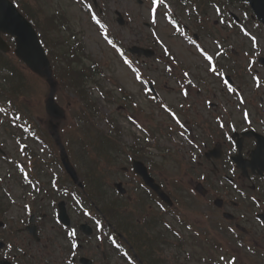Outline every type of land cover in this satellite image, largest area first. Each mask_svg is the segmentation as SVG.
I'll list each match as a JSON object with an SVG mask.
<instances>
[{"label":"rangeland","instance_id":"rangeland-1","mask_svg":"<svg viewBox=\"0 0 264 264\" xmlns=\"http://www.w3.org/2000/svg\"><path fill=\"white\" fill-rule=\"evenodd\" d=\"M32 4L34 7H40L45 12V15L52 14L55 11L58 3L62 4V6L68 11V14L73 22L74 27L82 33L84 38V43L86 44L87 52L92 58L99 62L103 66H105V78L102 80L103 87L106 90L114 92V98L112 100L103 99L102 97H98V100L101 103L102 109L104 111V116L101 117L98 122L102 129L105 131L109 130V124L106 120L110 118L121 127V138L124 143L131 146L135 140V134L140 136V138L145 141L147 139V135L144 132H138L137 129L134 128L129 121H127V117L135 118L142 126L151 131H155L158 129V137L159 142L164 144V147H168V145L174 148L179 149L180 145L177 143V147L174 146L176 143L173 140H170L172 136L175 135L174 132H171L170 125H173V121L168 117V115L160 108L159 104H155L147 98L145 95L144 89L145 86L137 80H141L138 73L135 72V68L137 71L141 72L144 69L145 74L149 77V75L155 79L157 84L158 92L161 97H163L162 103H166L169 107L176 109V107L180 104L182 110H178L180 119L183 122L188 121H199L203 120L207 122L210 119H216L218 117L224 118H233V117H244L241 107L236 105L234 99L229 97V94L225 90H219V84L216 85L217 80L213 79V81L209 82V85L203 87L202 90V78H195L198 83V90L192 89L193 93H189V97L186 99L179 94V89H177L176 85H174L170 80L171 77H165L162 73L165 72L162 70L166 68V63H161L157 60H151V62H147V60H140L141 66L133 62L131 65L124 64V55L129 56L127 50L129 47L137 45L144 46L148 48H153L155 46V51L158 53V58L161 57L164 52L162 51L164 48L174 50V54L176 53L179 59L190 67L193 70L195 76L198 73V64H200V58L192 48L188 47L185 42L175 37L176 33L174 29H170L167 24L160 23V21H156L153 24V20L150 18V5L151 2L147 0H143V5L139 4L137 0H98L100 2V7L104 9V14L102 17H99V10L95 9L92 5L91 11L85 12L80 9L78 5H71L69 0H32ZM93 0H91L92 2ZM241 7L237 5V7H232L231 11L238 15L239 18L245 19L248 15H251L248 10L245 8L240 9ZM116 11H120L124 18L127 21V25L125 27H120L116 20ZM177 15L181 17L182 21L185 23H189L190 19L186 15L181 16L179 12ZM210 19L213 22H216L217 16L214 13H211ZM212 22V23H213ZM247 29L250 33L255 31H260L257 25L253 23H249ZM216 34L222 33L220 31V27L216 28L214 31ZM116 39V44L111 43L109 38ZM254 36V34H253ZM255 37V36H254ZM206 39L208 37H205ZM114 39V40H115ZM204 48L211 52V48L215 51L216 49L212 46V40L208 38L205 40ZM232 46L235 47L237 51H239V64L245 67L248 63V59L244 55V48L249 50V55L253 56V49L256 46L262 47L264 53V37H259V42L257 39L253 40L250 44V41L246 38H234L232 37ZM253 46V47H252ZM172 48V49H171ZM238 54V53H237ZM136 61V60H135ZM174 66L175 69L180 67L176 62L169 63ZM142 67V68H141ZM177 71V70H176ZM147 81H144L147 84ZM246 85L244 86V92L247 97L252 101H255L254 106L251 105L249 107L248 112L249 116L257 115V111L260 107L259 100L261 97L260 92L255 93L253 90V82L249 79L246 80ZM41 87H43L44 83H39ZM120 87H124L126 91L131 92L136 98L137 104L141 111H135L134 109H128L127 104L122 99L120 95H118V91ZM44 88V87H43ZM147 91V88L146 90ZM211 100L215 103V108H209L206 105L205 100ZM63 100L61 103L63 106V110L66 112L65 120L69 121L70 112L67 111V107L65 100L63 99V95L60 97L59 101ZM107 112V113H105ZM47 114L44 117V121L48 123ZM64 120V121H65ZM63 121V122H64ZM43 122V121H42ZM51 134L55 133V130L50 127ZM166 130L170 131V136L167 137ZM17 136V135H16ZM8 137H10L8 135ZM4 133L0 134V138H8ZM149 150L148 153L156 156L155 150H159V146L157 142H154L152 138L148 141ZM15 147V143H14ZM34 148L37 152H42L43 147H38L34 145ZM158 155V154H157ZM168 169L163 173L164 179L168 182L170 179V170ZM2 178V177H1ZM11 195V197H22L25 193L24 189L18 186L17 182L14 180L8 182V188H4L2 193L5 195ZM6 194L8 198L10 196ZM3 197V196H2ZM4 198V197H3ZM171 253H175L172 251ZM200 264H207L200 263Z\"/></svg>","mask_w":264,"mask_h":264},{"label":"flooded vegetation","instance_id":"flooded-vegetation-1","mask_svg":"<svg viewBox=\"0 0 264 264\" xmlns=\"http://www.w3.org/2000/svg\"><path fill=\"white\" fill-rule=\"evenodd\" d=\"M210 120L208 128L193 122L180 158L171 161L179 180L174 185L178 196L213 202L222 198L224 209L239 207L247 215L260 218L264 214V115L249 116L244 124L231 118ZM47 214L58 212L38 210L24 215L34 219L40 242L28 235L22 222L14 223L11 215L2 216L6 219L2 227L8 230L1 232L6 246L0 264H89L84 260L129 264L118 257L109 259L91 245L82 229L85 221L80 212L68 210V226L60 225L58 216L55 221ZM14 225L19 229L10 231Z\"/></svg>","mask_w":264,"mask_h":264},{"label":"water","instance_id":"water-1","mask_svg":"<svg viewBox=\"0 0 264 264\" xmlns=\"http://www.w3.org/2000/svg\"><path fill=\"white\" fill-rule=\"evenodd\" d=\"M248 1L256 7L255 2L257 0ZM6 27H8V31L18 35V54L22 58L32 61L33 67L37 70L40 65L47 67V60L43 55L41 47L37 45L36 37L32 35V30L29 25L23 21L21 16L16 13L8 2L0 0V29Z\"/></svg>","mask_w":264,"mask_h":264},{"label":"trees","instance_id":"trees-1","mask_svg":"<svg viewBox=\"0 0 264 264\" xmlns=\"http://www.w3.org/2000/svg\"><path fill=\"white\" fill-rule=\"evenodd\" d=\"M65 57L63 58V59H67V60H70L71 58V56H69V53H66L65 55H64ZM83 57V55H78V57L77 58H79L80 60H81V58ZM70 63H72L71 61H70ZM91 69V68H90ZM62 79H65L66 81H69V82H71V85H72V88L74 87V88H79V84H78V74H75V72H73V73H71V71H69V70H64L63 71V73H62ZM18 98V97H17ZM15 100H20V98H18V99H15Z\"/></svg>","mask_w":264,"mask_h":264}]
</instances>
